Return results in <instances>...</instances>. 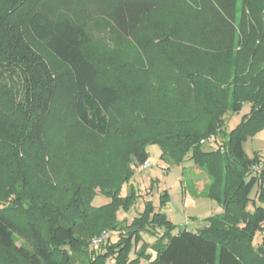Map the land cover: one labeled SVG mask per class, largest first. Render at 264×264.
<instances>
[{"label":"trees","instance_id":"16d2710c","mask_svg":"<svg viewBox=\"0 0 264 264\" xmlns=\"http://www.w3.org/2000/svg\"><path fill=\"white\" fill-rule=\"evenodd\" d=\"M91 4L97 15L87 13L88 29L77 10ZM158 13L168 20L154 23ZM171 19V26H161ZM151 23L161 26L151 31L159 41L139 43L149 64L143 71L126 63L100 70L97 57L87 51L90 28L106 32L124 52L128 40ZM146 74L160 85L140 82ZM243 104H249L248 113L229 132L224 151L199 145L221 132L222 117L239 113ZM66 113L80 131L97 138L110 134L112 121L119 122L121 155L88 168L76 156L66 170L74 197L63 208L74 216L49 206L50 224L42 228L38 212L25 206L44 198L49 188L33 178L30 166L36 161L43 170L49 162L47 145L58 144ZM262 129L264 0H0V197L5 190L13 197L0 209V264H75L78 254L86 257L83 264L108 259L138 264L139 258L146 264H264V169L254 174L260 155L248 157L242 147ZM153 143L163 160L179 165L189 155L209 177L206 196L222 212L206 218L196 232L172 234L175 226L164 215L150 217L151 205L130 226L116 224L114 209L132 204V197L113 192L131 175L127 152L142 164L144 147ZM97 159L87 155L84 162ZM258 182L261 189L248 211ZM98 187L111 195V207L91 206ZM166 197L164 192L162 205ZM157 229L164 231L154 244H142L137 258L128 260L139 233L155 236ZM112 230L123 231L117 244L109 245L107 237L91 246ZM257 231L260 246L252 243ZM14 235L24 244L17 246Z\"/></svg>","mask_w":264,"mask_h":264},{"label":"rangeland","instance_id":"374dc122","mask_svg":"<svg viewBox=\"0 0 264 264\" xmlns=\"http://www.w3.org/2000/svg\"><path fill=\"white\" fill-rule=\"evenodd\" d=\"M239 6L240 3L237 7L239 8ZM89 7L91 8L83 12H80L81 9L77 10L78 20L85 22L88 29L91 26L89 18H87V13L91 12L90 15L92 18H95L97 15L94 13L96 12L94 4H91ZM161 14L162 13H158L153 17L152 20L154 23L157 22L155 21L156 19L162 20L166 18V20H168L166 14H164L161 19ZM239 15L240 10L236 12L237 23ZM174 21L175 20L171 19L170 22L164 23L161 26H171ZM154 23H151V25L149 24L147 27H142L135 37L129 39L128 49L124 52L117 47L110 35L106 32L93 31V29L90 28L91 42L87 51H90L92 57H97L96 62L99 64L100 70H103L101 69L103 67L110 66V63L121 65L126 63L128 66L131 65L132 68L143 71L141 69L148 68L149 64L147 63L148 61L145 58L143 50H141L138 45L139 43L144 45V42H147L148 40L156 43L159 41L157 37H153L154 34L151 33V31L158 30L161 26H156L157 24ZM114 51H116L115 54H113ZM141 81L145 85H151L155 82L160 85L159 80H155L147 74L140 76V82ZM248 110L249 104H243L239 113L233 115L227 113L225 117H222L223 123L221 124V132L217 133L216 136L201 139L199 145L202 147L218 148L221 151H224L226 149L225 145L229 132L239 124L241 118L248 113ZM66 114V117L62 120V125L59 126L60 129H58L57 136L55 137L56 140L59 141L58 144L54 146V143L52 145L49 142L47 145L46 153L49 162L43 170L41 168H36V161L30 166V173L33 174V178L42 185L47 184L45 186H48L49 188L46 193H43L47 199L44 197L41 199L37 198L35 200H28L27 206H25L31 208L32 211L38 212V215L42 220V222H40L42 228H47L50 224V222L47 221L49 218V206L54 209H61L63 211L62 213L66 212V215L74 216V211H72L71 208L66 211H64L65 209L63 208L67 207L66 203L74 197V185L73 183L68 184V177L71 175V172H66V170L73 166L71 163L73 162V159L75 160L76 156H80L82 159V163L80 164L83 165L84 168H88V166L92 167L93 165H96L99 161L104 162V160H106V162H108L109 159L113 157L119 158L121 155H119L116 149L118 147L116 139L119 134L118 132H120L121 129V124L119 122L112 121L110 125L111 128L109 129L110 134L104 138H97L87 135L84 131H80L72 116L68 113ZM208 140H211V142ZM242 147L248 157H251L254 152H257L264 165V129L259 131L253 138L243 142ZM144 151L147 154L149 167L142 171H139L141 164L138 162L136 154H130V152H127V157L131 163V175L129 179L119 185V188L115 189L113 192L120 198L132 197V204L127 208L117 207L114 209L113 212L116 224H120L122 227L130 226L137 217L145 214L147 206L151 205L152 212L149 213L150 217H152L154 213L164 215L175 226L172 234H176L179 230L183 229L187 231L201 229L203 227L201 223L203 218L216 215L221 211V208L216 202L205 199L204 194H202V192L205 193L204 184L207 185L209 183V177L203 169L194 166L192 161L189 160V155L181 164L176 165L170 164L161 158V149L158 144H149L144 147ZM87 155L97 157L98 159L84 162ZM249 177L246 179L248 180ZM260 186V182L255 183L250 191L249 204L247 206L248 211H251L252 209V201L255 200L257 193H259V190L261 189ZM5 188L7 187H4V189ZM262 188H264V186H262ZM4 192L5 193H2L0 197V209L7 208L11 202L10 198H13L6 190ZM164 192L167 194V201L162 205L160 199ZM93 193L94 196L91 200L92 207L108 208L112 206L113 200L111 195L103 194L101 188H96ZM40 195L42 196V193H40ZM191 201L195 202L196 205L191 206ZM206 202L213 205L212 210L209 209L207 211H202L204 209L202 208V203ZM11 214L21 223L19 214L15 212H11ZM191 216H194L196 221L190 220L189 217ZM69 221L77 220L72 219ZM163 231L164 230L162 229H157L155 236H151L147 232L141 231L139 233L140 240L135 245L133 243V246L127 253V259L133 260L137 258L136 252L141 251L142 244L153 245L157 239L156 236L160 237L163 234ZM122 232L123 231L121 230L110 231L108 234V244H117ZM14 241L17 246L24 244L23 240L18 235H14ZM252 243L255 246L261 245L262 235L260 231H257L254 234ZM96 251H100V248H96ZM82 261H86V257L83 254L75 256V264H81ZM106 264H115V261L108 259ZM138 264H146V261L144 258H139Z\"/></svg>","mask_w":264,"mask_h":264},{"label":"built area","instance_id":"2783aa9c","mask_svg":"<svg viewBox=\"0 0 264 264\" xmlns=\"http://www.w3.org/2000/svg\"><path fill=\"white\" fill-rule=\"evenodd\" d=\"M209 142H211V140H208ZM149 167V163L147 161H145L144 163L141 164L140 168H139V171H142L146 168ZM264 165L263 163H259L257 166L253 167L252 168V172L254 174H257L260 172L261 169H263ZM108 237V233H103L101 237L99 238H95L92 240L91 242V246L92 247H96L98 246L100 243H102L106 238Z\"/></svg>","mask_w":264,"mask_h":264},{"label":"crops","instance_id":"0c3cea01","mask_svg":"<svg viewBox=\"0 0 264 264\" xmlns=\"http://www.w3.org/2000/svg\"><path fill=\"white\" fill-rule=\"evenodd\" d=\"M195 166V165H194ZM190 168H192V167H190ZM207 183V182H206ZM206 185L204 184V187H205ZM205 189V188H204ZM202 194H204V197H205V199H207V200H210L209 198H207V196H206V193H203L202 192ZM212 201V200H211ZM194 206V205H196V203L195 202H192L191 201V206ZM202 205H203V207L202 208H204L202 211H207V210H209V209H213V205L211 204V203H208V202H206V203H202ZM218 209V208H217ZM222 212V209H221V211L220 212H218L217 214H220ZM216 214V215H217ZM208 217H211V216H207V217H205V218H203L202 219V221H201V223H202V225L204 226V223H205V219L206 218H208ZM189 219L190 220H192V221H196V218H194V216H191V217H189ZM199 230V229H198ZM197 231V230H196ZM196 231H191V232H196ZM147 253H150L151 255H152V258L154 257V254H153V252L150 250V249H147Z\"/></svg>","mask_w":264,"mask_h":264}]
</instances>
